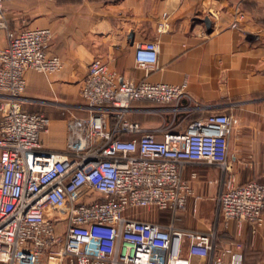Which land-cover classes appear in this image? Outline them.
Masks as SVG:
<instances>
[{
  "label": "built area",
  "instance_id": "built-area-1",
  "mask_svg": "<svg viewBox=\"0 0 264 264\" xmlns=\"http://www.w3.org/2000/svg\"><path fill=\"white\" fill-rule=\"evenodd\" d=\"M6 1L0 0L7 40L0 49V264H193V257L242 264L241 243L219 249L215 229L181 230L131 214L140 207L173 214L184 208L192 191L182 171L197 162L222 172L216 200L223 218L255 231L263 221L264 183L235 181L228 159L235 116L210 113L157 139L129 119L131 103L175 102L178 110L186 81L118 80L96 57L79 90L88 115L68 119L65 151L45 148L40 134L49 119L23 110L24 74L56 72L63 63L46 51L49 28L7 27ZM158 51L156 42L137 43L136 64H155Z\"/></svg>",
  "mask_w": 264,
  "mask_h": 264
},
{
  "label": "crops",
  "instance_id": "crops-1",
  "mask_svg": "<svg viewBox=\"0 0 264 264\" xmlns=\"http://www.w3.org/2000/svg\"><path fill=\"white\" fill-rule=\"evenodd\" d=\"M263 4L264 0H7V27L49 28L52 38L46 51L63 63L57 72H25L27 100L22 108L48 117L40 141L61 152L67 146L68 119L88 115L79 90L93 58L102 59L118 80L172 85L186 81L187 97L179 101L178 110L173 109L175 102L135 100L129 119L162 139L168 131L184 132L198 117L231 114L239 133L228 154L235 181L264 183ZM149 41L158 44L157 62L140 67L135 46ZM6 42V28L0 26V49ZM182 175L192 191L184 208L173 214L140 207L132 216L181 230L215 229L219 249L238 241L242 264H264V212L255 231L247 222L226 221L216 200L221 170L196 162L187 164ZM192 262L208 264V259L193 257Z\"/></svg>",
  "mask_w": 264,
  "mask_h": 264
},
{
  "label": "rangeland",
  "instance_id": "rangeland-1",
  "mask_svg": "<svg viewBox=\"0 0 264 264\" xmlns=\"http://www.w3.org/2000/svg\"><path fill=\"white\" fill-rule=\"evenodd\" d=\"M238 137H239V133H238V129H237V119H236V122L233 124L232 133H231L230 138H229V151H230V153L234 151Z\"/></svg>",
  "mask_w": 264,
  "mask_h": 264
},
{
  "label": "water",
  "instance_id": "water-1",
  "mask_svg": "<svg viewBox=\"0 0 264 264\" xmlns=\"http://www.w3.org/2000/svg\"><path fill=\"white\" fill-rule=\"evenodd\" d=\"M204 22H205V24H206L208 30H210V20H209V18L206 17V18L204 19Z\"/></svg>",
  "mask_w": 264,
  "mask_h": 264
}]
</instances>
